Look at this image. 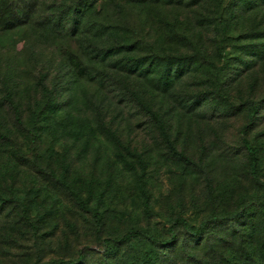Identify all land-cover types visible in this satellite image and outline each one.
I'll return each mask as SVG.
<instances>
[{"label": "rangeland", "instance_id": "obj_1", "mask_svg": "<svg viewBox=\"0 0 264 264\" xmlns=\"http://www.w3.org/2000/svg\"><path fill=\"white\" fill-rule=\"evenodd\" d=\"M1 79L20 123L0 85V264L113 263L118 247L95 238L63 179L101 212L102 237L141 226L168 239L175 217L197 226L235 212L206 222L203 246L232 240L225 264H264V198L242 142L257 149L264 180V0H0ZM131 92L188 161L170 154ZM175 231L178 250L133 241L119 254H195V238Z\"/></svg>", "mask_w": 264, "mask_h": 264}, {"label": "trees", "instance_id": "obj_2", "mask_svg": "<svg viewBox=\"0 0 264 264\" xmlns=\"http://www.w3.org/2000/svg\"><path fill=\"white\" fill-rule=\"evenodd\" d=\"M131 1H142V0H131ZM220 27L223 33L227 31L228 24L226 22V19L224 18L223 13L220 14L219 17ZM78 20L76 19L75 15H69L67 19V26L69 31L74 34L75 31L78 28ZM173 29L175 28L174 25H172ZM119 47H111L110 50H117V52H120L121 48ZM119 50V51H118ZM164 57L167 59V61H182L185 59L182 55H167ZM72 65L74 68H79V63L77 61H72ZM45 74L40 75L37 78V85L39 86L40 90L43 93H50V89L47 87L45 83ZM0 85L3 93V101L7 105V107L11 110L12 115L16 122L20 123V111L19 108L14 100V91L10 85V83L6 79L0 80ZM126 88V85H124ZM134 101L139 105V107L146 113L149 114L150 118L152 119L153 123L156 126V129L158 130L159 137L163 143V145L167 148V150L170 152L172 156H175L179 159L188 161L187 157L180 151H178L175 146L173 145V142L170 138V135L168 133L167 127L165 123L159 118V116L156 114V112L152 109H150L146 104L142 102V100L138 97L137 94L134 92L130 93ZM36 109L39 110L40 107L38 103L36 104ZM254 113V112H253ZM242 142L246 148L247 154H248V169L251 177L253 180L257 183L258 187L261 189V195L264 198V180H262L258 176V167L260 164V156L256 148L252 147L247 139L243 138ZM62 187L67 193L68 197L73 201V203L76 205V207L82 211L88 212L91 214L95 224H96V233L95 238L99 241H102L103 244H112L117 246L118 248L115 250L116 252L110 253L111 255H114L113 257V263L112 264H126V262L129 261V259H133L134 261L130 262L129 264H225L223 261V258L226 254V250L229 249L231 252H236L239 249V246H237L235 241H221L220 239L217 240L216 243L210 244L208 246H203L204 243V236L206 234V222H215L223 219L225 215H230L232 217L238 218V215H236L235 212L223 214L218 212H212L209 215L205 217L203 222L198 224L197 226H193L187 222L183 217H175L170 224L167 226L165 231L169 235L168 239H163L160 237L155 236L149 229L141 227V226H131L129 227L123 234L115 237H102L101 235V229L103 226V219L101 212L91 205V201L89 197H84L82 194H80L67 180H62ZM138 189L140 193L144 197L145 204L147 203V195L143 191L141 185H138ZM242 225V224H241ZM243 225H247L246 223ZM181 227L185 232H187L191 237L195 238V244L191 245L194 251H196L195 254H184L181 256H175L174 252L169 253H162V254H156V255H150L147 252H143L140 255L139 254H130L129 252L126 253L127 258L124 260L125 251L122 253L124 256H121L119 254V247L123 245H130L133 241H143L145 243L151 244L158 248H163L164 245L168 243H173V250H178V240H177V233L175 231V228ZM240 244L243 248L252 249L254 248V245L257 248H260L259 243H251L250 241H247V247L245 245H242V241H240ZM172 250V251H173ZM202 252V253H201ZM116 254V255H115ZM210 254V255H209ZM210 256V257H208ZM82 259V255L80 254V251L78 253V262H80ZM72 263L71 259H53L48 260L45 263L42 264H70ZM38 264V263H35ZM227 264H234L232 261Z\"/></svg>", "mask_w": 264, "mask_h": 264}]
</instances>
